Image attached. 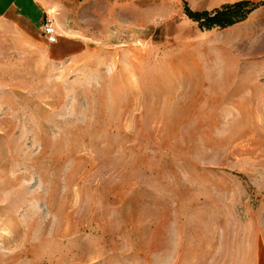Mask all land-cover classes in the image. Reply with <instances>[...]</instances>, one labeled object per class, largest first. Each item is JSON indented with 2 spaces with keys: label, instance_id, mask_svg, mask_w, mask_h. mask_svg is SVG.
I'll use <instances>...</instances> for the list:
<instances>
[{
  "label": "rangeland",
  "instance_id": "rangeland-1",
  "mask_svg": "<svg viewBox=\"0 0 264 264\" xmlns=\"http://www.w3.org/2000/svg\"><path fill=\"white\" fill-rule=\"evenodd\" d=\"M237 1L67 0L0 56V264H264V4L184 14Z\"/></svg>",
  "mask_w": 264,
  "mask_h": 264
},
{
  "label": "crops",
  "instance_id": "crops-1",
  "mask_svg": "<svg viewBox=\"0 0 264 264\" xmlns=\"http://www.w3.org/2000/svg\"><path fill=\"white\" fill-rule=\"evenodd\" d=\"M66 1L0 0V56L6 52L34 51L45 15H53L56 32L57 27L62 29ZM260 255L264 260V252Z\"/></svg>",
  "mask_w": 264,
  "mask_h": 264
},
{
  "label": "trees",
  "instance_id": "trees-1",
  "mask_svg": "<svg viewBox=\"0 0 264 264\" xmlns=\"http://www.w3.org/2000/svg\"><path fill=\"white\" fill-rule=\"evenodd\" d=\"M262 4L264 2L254 3L248 0H241L224 4L211 11H192L185 7L184 14L189 20L196 23L200 29H225L245 21Z\"/></svg>",
  "mask_w": 264,
  "mask_h": 264
},
{
  "label": "built area",
  "instance_id": "built-area-1",
  "mask_svg": "<svg viewBox=\"0 0 264 264\" xmlns=\"http://www.w3.org/2000/svg\"><path fill=\"white\" fill-rule=\"evenodd\" d=\"M41 32L49 45H53L57 42V32L53 20L48 15H45Z\"/></svg>",
  "mask_w": 264,
  "mask_h": 264
},
{
  "label": "bare ground",
  "instance_id": "bare-ground-1",
  "mask_svg": "<svg viewBox=\"0 0 264 264\" xmlns=\"http://www.w3.org/2000/svg\"><path fill=\"white\" fill-rule=\"evenodd\" d=\"M60 44V43H59ZM59 50V49H58Z\"/></svg>",
  "mask_w": 264,
  "mask_h": 264
}]
</instances>
